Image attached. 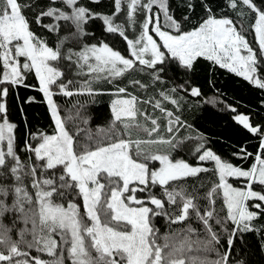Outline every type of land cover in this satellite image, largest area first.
Here are the masks:
<instances>
[{
    "label": "snow or ice",
    "instance_id": "1",
    "mask_svg": "<svg viewBox=\"0 0 264 264\" xmlns=\"http://www.w3.org/2000/svg\"><path fill=\"white\" fill-rule=\"evenodd\" d=\"M112 4L111 13H101L81 0H48L43 7L33 0H0V264H245L231 257L237 239L261 231L254 221L264 216V125L245 114L233 117L259 141L255 152L243 146L233 152L249 162L247 167L207 148L202 135L187 137L201 141L193 165L172 156L184 143L176 133L192 126L162 105L168 101L178 109V91L199 97L200 88L187 81L161 91L162 100H141L117 85L111 118L95 130L80 126L90 123L83 104L76 101L62 115L54 97L94 100L103 94L95 83L113 84L145 69L153 82L163 83L161 73L188 75L200 59L264 89V0L259 5L227 0L239 21L217 16L204 4L205 18L190 29L185 28L189 17L177 19L169 0ZM245 10L253 21L247 27ZM93 20L123 39L127 55L102 40L81 44ZM62 22L71 26L70 35L59 36ZM33 23L57 34L54 47L33 30ZM70 42L78 50L65 49ZM64 60L84 79L65 80ZM32 76L38 87L29 83ZM129 84L149 87L138 79ZM22 88L42 94L54 127L51 134L30 133L21 149L17 124L9 119V99L20 100ZM34 102L35 97L22 99ZM141 104L159 109L167 136L160 118ZM207 163L212 167L203 166ZM202 173L214 179L201 196L204 185L190 190L186 182Z\"/></svg>",
    "mask_w": 264,
    "mask_h": 264
},
{
    "label": "trees",
    "instance_id": "2",
    "mask_svg": "<svg viewBox=\"0 0 264 264\" xmlns=\"http://www.w3.org/2000/svg\"><path fill=\"white\" fill-rule=\"evenodd\" d=\"M34 3L45 6L48 0H33ZM87 7L94 11L101 13H111L113 9L112 0H100L97 3H91L90 0H81ZM193 5L192 9L188 8V3ZM170 8L177 19L184 16L189 17V22L185 24L186 29H190L193 24H197L205 18L206 12L204 4H208L217 16L228 15L234 20L239 21L240 18L229 8H227V0H169ZM259 5L261 0H256ZM244 17V23L253 22L251 17L247 14ZM48 22V21H45ZM34 31L42 32L44 37L48 40L50 46H55L57 42V34H49L40 29L35 23L32 24ZM86 30L90 33L81 41L83 43H97L104 41L115 49L120 50L122 54L127 55L126 43L115 34H108L103 30L101 21L93 20L86 25ZM72 28L70 25L62 22V30L59 33L60 37L70 35ZM251 40L252 37L249 36ZM255 46V45H254ZM68 47L77 48L74 42L66 43L65 49ZM65 73V80L72 79L74 81H81L84 77L76 76L77 69L69 61H62L60 64ZM163 83L153 82L150 76H141L136 71L127 74L125 77L116 80L113 84L106 81H99L94 84L95 88L101 89L103 94L98 95L94 100L88 96H73L71 98L57 95L54 97L56 102L60 105L62 115L67 114V110L72 109L73 104L79 101L84 105L81 109L86 117H90L89 125H80L81 127L95 130L97 126L106 125L111 118L110 105L115 98L112 93L115 92L116 86L127 87L128 92L136 95L141 100L149 98L161 99L159 93L161 91H168L178 83L187 81L189 86L200 88L201 95L199 97H192L190 94L178 91L175 95L179 99L180 107L177 109L168 101L162 100V105L167 110L173 111L175 116H179L181 121L191 125V129L180 128L176 133L177 140H183L184 143L179 149L172 152L174 159H184L190 164L196 165L198 163L196 156L193 154L195 147L201 141L196 139H187L188 136L196 137L203 136V142L207 148H210L223 159L232 162L234 165L247 167L249 162L241 161L233 155L241 146L246 147L248 151L255 152L259 141L252 137L246 130L239 125L233 117L237 114H245L250 117L253 123L264 125V89L245 81L242 77L230 73L226 69H221L218 66H213L209 62L200 59L195 65L194 72L188 75L177 74L172 71L161 73ZM138 79L142 83L148 84L149 87L140 89L129 84V80ZM30 84L37 85L38 81L32 76L29 80ZM78 85H70V88ZM18 96L21 98L17 100L10 97L9 99V119L17 124V144L22 149L25 141L29 139L30 133L47 132L52 133L54 125L52 124L47 105L43 102L42 94L34 88L19 89ZM26 97H35L36 102L27 104L22 103V99ZM148 113L160 118L162 126V134L167 136L166 120L159 109H154L150 104L139 105ZM22 108V111H21ZM235 108L236 112L231 111ZM74 114V113H73ZM22 158L27 156V153L20 151ZM205 167H212L211 163L204 164ZM214 177L211 173H202L198 178H190L186 183L191 186L195 185L200 188V195L202 196L207 186L212 182ZM157 191H159L157 189ZM203 204V201H201ZM217 211L220 210L221 204L217 203ZM7 223V221H5ZM163 221H159L157 226L161 227ZM254 226L261 229L260 232H249L244 234L243 240L237 239L233 248L231 261L244 260L245 264H264V216L259 217L254 221ZM178 226H173L176 228ZM223 243V242H222ZM223 251V247L221 248Z\"/></svg>",
    "mask_w": 264,
    "mask_h": 264
},
{
    "label": "rangeland",
    "instance_id": "3",
    "mask_svg": "<svg viewBox=\"0 0 264 264\" xmlns=\"http://www.w3.org/2000/svg\"><path fill=\"white\" fill-rule=\"evenodd\" d=\"M122 19H123V17H121L120 19H118L117 22H121ZM129 34L132 35L131 31H129ZM157 39H158V38H157ZM149 71H150V70L145 69L144 72H140V71H136V72H137L138 74H140L141 76H144V77H145V75H146V76H150V75H149ZM203 166H204V165H203ZM238 186H241V187H242L243 184H240V185H238Z\"/></svg>",
    "mask_w": 264,
    "mask_h": 264
}]
</instances>
